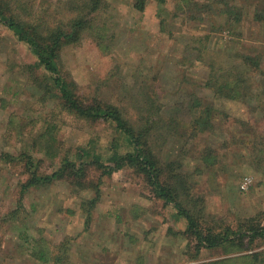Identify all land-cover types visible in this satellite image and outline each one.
Returning a JSON list of instances; mask_svg holds the SVG:
<instances>
[{
  "label": "rangeland",
  "instance_id": "rangeland-1",
  "mask_svg": "<svg viewBox=\"0 0 264 264\" xmlns=\"http://www.w3.org/2000/svg\"><path fill=\"white\" fill-rule=\"evenodd\" d=\"M70 1L34 0L30 15L55 25L72 15L69 8L77 0ZM232 1L243 8L245 22L218 30L220 19L213 22L216 28L208 18L194 19L181 0H166L162 23L156 0H148L142 12L131 8L132 0H106L79 41L61 49L60 73L81 97L112 103L126 116L136 111L132 94L149 90L145 85L158 86L166 117L197 91L193 80L205 75L206 68L194 60L193 46L200 43L226 49L229 61L238 53L257 56L256 84L262 87L264 21L254 19L261 0ZM175 4L183 9L172 15ZM35 63L28 44L0 24V264H264V234L242 235L247 225L264 224L260 99L249 118V104H220L248 118L247 129L227 119L223 132L213 137L189 138L187 132L154 146L164 161L181 163L165 164L163 176L175 172L183 178L179 199L200 229L227 233L218 245L198 247L172 203L156 197L133 167L115 168L108 159L130 150L127 138L110 122L78 118L65 109L48 73ZM200 91L208 94L207 88ZM208 143L217 156L210 166ZM80 149L99 155L101 166H88L79 179L56 178L21 189L30 176L27 156L36 164L32 171L45 174L65 154L80 162Z\"/></svg>",
  "mask_w": 264,
  "mask_h": 264
},
{
  "label": "trees",
  "instance_id": "trees-1",
  "mask_svg": "<svg viewBox=\"0 0 264 264\" xmlns=\"http://www.w3.org/2000/svg\"><path fill=\"white\" fill-rule=\"evenodd\" d=\"M34 0H0V24L7 27L19 41L28 44L30 50L36 55V66H40L47 74L46 78L50 88L58 91L59 98L65 109L78 118H85L92 121L104 120L113 124L115 129L127 138L130 150L124 154L114 152L108 159L114 162L115 168L129 165L135 169L137 174L142 175L151 185L154 195L163 199L167 203H172L177 214L186 221L185 232L197 239L198 247H212L227 239V233H211L207 228L200 229L198 220L190 213L179 199V191L185 189L183 178H176L175 172L169 178H164L163 169L167 164L171 168L181 165L175 159L163 160L160 150L154 147L161 141L169 138H179L189 132V138L202 136L207 138L217 135L218 131L223 132V121L232 119L234 122L242 124L244 129L249 126L247 119L253 117L256 109L253 103L264 97L263 86H257V70L260 68V60L251 53H241L235 57L234 61H229L226 49L221 46H210L198 44L193 46L195 51L194 60L201 62L206 68L202 79L193 80L198 86L197 91L190 95V98L182 104L175 106L173 115L162 114V103L160 102V89L158 86L145 85L146 89L142 93L132 94V107L136 111L133 114L125 115L116 105L109 102H102L98 99L87 100L81 97L73 89L72 83L68 82L59 68L61 49L79 41L81 33L91 24L93 17L97 16L102 6L105 7L106 0H77L72 2L69 10L71 16L61 19L55 25H44V19L34 14L30 15V9ZM72 1V0H71ZM70 1V2H71ZM148 0H132L131 8L142 12ZM190 12L192 18L202 20L208 18L213 23L220 19V28L231 30L237 25L241 26L245 22V12L237 2L232 0H181ZM161 23L165 21L162 17L166 0H156ZM183 7L176 6L170 10L172 15ZM175 10V11H174ZM254 19L264 21V0L255 3ZM208 38V34L206 36ZM207 53V54H206ZM262 72V71H261ZM184 82V77L180 78ZM252 84V85H251ZM144 86H142L143 88ZM205 94L201 89H206ZM56 89V90H55ZM144 89V88H143ZM200 89V90H199ZM200 91V92H199ZM237 101L248 105V118L232 115L224 110L220 105L222 101ZM178 110V111H177ZM126 111V110H125ZM177 111V112H176ZM221 120L222 125L218 121ZM38 137H40L38 135ZM187 138V137H186ZM207 148V165L210 166L217 156L211 144ZM210 154V155H208ZM24 152L19 158H23ZM18 158V157H17ZM78 159L75 163L65 154L60 159V164L51 173H37L32 171L36 164L33 157L27 156L25 166L30 171V176L21 184V189L28 188L35 183L45 184L52 179L81 178L86 168L90 165H98L99 155L79 150ZM178 164V165H177ZM101 166V165H98ZM113 169V166L108 168ZM170 174H167L169 176ZM174 178L173 183L171 179ZM170 179V180H169ZM254 221V219H253ZM247 233L242 235L253 238L264 234L263 226L249 224L245 227ZM254 256L256 254H253Z\"/></svg>",
  "mask_w": 264,
  "mask_h": 264
}]
</instances>
